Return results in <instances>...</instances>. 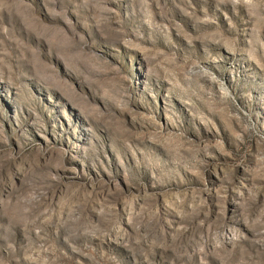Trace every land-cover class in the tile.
Returning <instances> with one entry per match:
<instances>
[{"label": "rangeland", "instance_id": "rangeland-1", "mask_svg": "<svg viewBox=\"0 0 264 264\" xmlns=\"http://www.w3.org/2000/svg\"><path fill=\"white\" fill-rule=\"evenodd\" d=\"M0 264H264V0H0Z\"/></svg>", "mask_w": 264, "mask_h": 264}]
</instances>
